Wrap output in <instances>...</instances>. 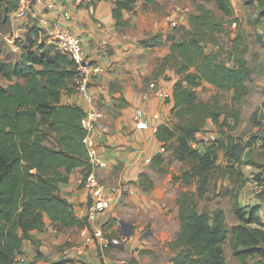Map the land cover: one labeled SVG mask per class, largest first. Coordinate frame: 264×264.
I'll list each match as a JSON object with an SVG mask.
<instances>
[{
	"label": "trees",
	"instance_id": "1",
	"mask_svg": "<svg viewBox=\"0 0 264 264\" xmlns=\"http://www.w3.org/2000/svg\"><path fill=\"white\" fill-rule=\"evenodd\" d=\"M136 1L114 0L112 15L117 26L125 23L123 10L134 11ZM214 1L224 14L232 13L230 0ZM248 1L256 2L259 7L257 21L264 34V0ZM143 2L157 5V0ZM19 4L20 0H0V20L11 21L10 16ZM188 24V28L180 26L178 38L175 34L165 37L170 41L171 52L164 62L174 67L179 78L173 83L170 119L156 129L165 151L171 149L173 157L187 165L179 175H173L174 181L186 184L193 179L197 181L195 191H184L176 200L180 229L168 242L176 251L170 261L230 264L223 248L224 241L229 240L233 254L242 264L252 255L259 258L256 264H264V220L260 207L239 204L237 190L242 181L239 185L235 182L234 190L227 187L232 192V207L239 220L230 227L222 208L199 210L196 199L206 194V183L217 167V146L210 143L199 150L193 142L195 134L210 114L217 120L221 113L209 111L206 103L199 100L196 87L206 82L232 90V100L239 101L249 91L246 81L252 69L243 56L235 55V64L229 65L218 58L217 51L206 52L204 44H217L214 34L224 29L223 21L211 9L199 4L197 12L188 16ZM39 32L35 24L23 39L15 41L20 48L16 61L0 55V74L9 80L6 84L0 82V264H14L24 240L32 230L43 228L45 217L57 230L87 225L84 218L74 214L71 203L58 193L59 183L67 180L73 168L82 166L84 172L90 170L82 142L86 130L81 118L85 111L77 104L61 101L63 92L75 90L77 69L74 61L53 43L37 38ZM162 36L156 33L139 42L154 47L162 42ZM258 41L264 46L261 34ZM256 113L255 110L252 115ZM232 114L237 120L239 113ZM170 141H174L171 148ZM237 150L235 144L226 147L225 157L232 163L240 161ZM164 162V156L158 153L152 158L151 167L163 172ZM145 177L146 174H141L143 189L151 185L143 183ZM258 182L264 190V176Z\"/></svg>",
	"mask_w": 264,
	"mask_h": 264
},
{
	"label": "crops",
	"instance_id": "2",
	"mask_svg": "<svg viewBox=\"0 0 264 264\" xmlns=\"http://www.w3.org/2000/svg\"><path fill=\"white\" fill-rule=\"evenodd\" d=\"M47 1L51 3L47 13L50 18L79 34L87 54L106 69L88 87L92 100L79 91L63 92L61 95L62 102L77 104L84 111H102L104 129L97 127L88 134L97 146L105 166L94 167L92 171L108 189L117 192L122 183L130 182L134 193L118 192L104 211L94 215L82 227L57 230L51 220L45 217L43 228L30 232L29 238L23 242L21 252L34 264H173L170 258L176 251L168 246V242L180 229L176 200L180 193L191 189V184L174 181L171 174H166L167 164H164L163 172L153 170L151 164L156 154L160 153L165 158L168 152L157 137L156 129L159 124L170 119V109L174 103L173 83L179 74L170 63L164 62V57L171 52L169 44L166 48L159 45L143 46L139 41L147 35L146 31L140 35L132 31L135 24H140L135 14L143 22L138 7L141 10L149 8L159 11L162 4L157 0L158 7H155L137 0L134 11L123 10L125 23L118 27L112 15L114 0H94L92 12L86 5L75 3V0ZM31 8L36 13L42 10L39 4H32ZM64 10L71 13L70 19L62 16ZM155 17L154 14L149 24L151 29L158 24ZM167 18L176 22L177 17ZM182 18L178 21L182 22L181 26L188 28L187 20ZM28 19L32 21L33 18L29 16ZM170 34H175V31ZM40 37H43L41 32ZM164 93H169V96L165 97ZM137 109L142 110L147 128L135 127L133 115ZM209 126L210 122L206 119L202 129L196 132L193 141L196 148L202 144H195L199 138L207 140L214 135ZM223 163V168L232 164L237 166L226 157ZM216 164L218 166L217 160ZM143 173L146 174L143 183L151 184L147 189L140 185ZM226 173L230 175V172ZM83 174L82 166L75 167L69 172L67 180L58 185L59 195L71 203L74 214L79 218L82 217L78 211L86 208L89 199L88 190L80 182ZM242 178L245 180V177ZM229 180L231 185L228 188L234 190L235 182ZM243 189L241 185L237 190L240 205H260L264 208V197L254 194L251 197L252 204L245 200L243 202L246 204L239 201ZM225 190L226 194L231 195L232 203V192L227 188ZM98 227L107 238L126 235L128 239L102 249L93 237V231ZM227 241L223 243L224 254ZM64 245H79L83 249L65 256L61 251ZM232 255L238 259L233 252Z\"/></svg>",
	"mask_w": 264,
	"mask_h": 264
},
{
	"label": "rangeland",
	"instance_id": "3",
	"mask_svg": "<svg viewBox=\"0 0 264 264\" xmlns=\"http://www.w3.org/2000/svg\"><path fill=\"white\" fill-rule=\"evenodd\" d=\"M230 2L232 13L228 15L224 14L217 7L214 0H160L162 6L160 9L158 8L159 11L149 10V8L141 10L142 8L138 7L143 17V22L135 14L137 23L140 24L139 26L135 24V27L132 29L133 32L137 31L138 35L142 31L143 33L146 31L147 35L144 38H149L156 33L163 34V40L158 45L161 48H166L170 43L165 38L167 34L175 31L176 38L181 34L180 26L182 22L178 21L181 19V16H183L182 20L186 19L188 22V16L191 13H196L197 6L203 4L211 9L224 23V29L214 34L217 44L210 42L204 44L206 52L217 51L219 53L218 58L229 65L235 64V55L243 56L247 59L252 69V73L246 81L249 91L239 101L232 100V90H223L206 82H201L196 87L199 100L206 103L209 111L221 112L217 120H215L213 114H210V118H207L210 122V131L214 132L213 137L207 140L199 138V141H195V144H198V142L202 143L201 145H197L200 149L205 148L210 143H214L217 146L216 150H218L216 151L218 166L212 170L210 179L206 183V194L200 198L196 196L197 208L199 210L204 208H222L225 212L228 227L239 221L232 207L231 195L225 193V189L229 187V184L231 185L229 178L233 182H236L237 185L242 181L241 185H243L244 189L241 190V193L239 192L241 198L239 201H242V203L246 204V202H243L244 200L251 203L253 194L257 197H264V190L256 192V183H259L258 181L264 176V46L258 41V35L261 34L264 38V34L260 23L257 21L259 7L256 2L252 4L248 0H230ZM32 4L36 3L33 2ZM154 14L156 15L154 20L158 21V24L156 28L151 29L149 24L153 20ZM167 16L177 17L176 22H171ZM26 18L28 19V17L21 20L12 19V22L0 20V55L9 61L13 62L17 60L20 48L15 41L23 39L29 33L30 27L33 29L36 24L40 28V31L43 30L37 19L33 18L31 21L30 19L26 20ZM262 21L264 23V17ZM130 28L132 27H128V29ZM43 38L46 39V36L44 35L39 39ZM46 40H48V37ZM8 81V79L0 74L1 83L6 84ZM255 110L257 113L252 115ZM234 112L239 113L237 120L233 117L232 113ZM173 144L174 141H170L169 147L171 148ZM231 144H235L238 147L237 152H239L238 158L240 161L235 163L237 168L232 166V173L227 175L226 172H229L230 166L223 168V161L226 156V147ZM232 156L230 155L229 157L231 158ZM164 164H167L166 169H168V172L166 174H171L172 179L173 175H179L187 167L185 162L173 157L171 149L166 153ZM242 177H245V180ZM246 180L247 182L245 183ZM190 184V191L196 189V179H193ZM243 192H245L246 197H244ZM258 207L261 209V218L264 220V208L260 205ZM231 250L232 247L228 240L225 243L227 261L230 264H242L240 260L232 255ZM258 260V256L252 255L244 260L243 262L245 263L243 264H256Z\"/></svg>",
	"mask_w": 264,
	"mask_h": 264
},
{
	"label": "built area",
	"instance_id": "4",
	"mask_svg": "<svg viewBox=\"0 0 264 264\" xmlns=\"http://www.w3.org/2000/svg\"><path fill=\"white\" fill-rule=\"evenodd\" d=\"M35 2L41 7V12L36 13L30 8V5ZM78 5L85 4L89 11H93V0H75ZM51 3L47 0H20V6L10 16L11 22L13 20H21L25 17L31 16L38 20L39 25L43 29L41 32L48 37V40L44 39L48 43H53L56 49L68 55L75 63L77 74L75 76V90L81 92L84 97L92 100V95L88 92V87L94 82V80L103 73L106 69L91 58L84 47L83 39L79 34L74 33L72 30L63 27L58 20L50 18L47 14ZM29 15V16H28ZM62 16L65 19L71 18V13L68 10L62 12ZM165 97L169 96V93H164ZM102 111L99 109H92L85 111L81 118V125L86 130L82 142L85 144L87 150V160L90 165V170L84 172L81 178V184L88 190V203L85 209L78 211V215L84 218L87 222L94 215L102 212L106 207L114 200L116 194L134 193V187L130 182L122 183L117 192L110 190L108 187L100 181L97 174L92 171V168H101L105 166L104 160L100 157L98 148L89 136V131L94 128L104 129L101 122ZM136 128H147V122L142 118V110L137 109L133 115ZM211 135L209 138H212ZM208 138V139H209ZM256 192H260L263 188L262 184L256 183ZM93 237L98 245L102 249L109 248L114 245H118L123 241H126L128 237L126 235H118L112 238H107L101 228H96L93 231ZM83 249L82 246H64L62 248L63 255H70L72 251L80 252ZM14 264H34L29 261L28 257L24 253H18L15 257Z\"/></svg>",
	"mask_w": 264,
	"mask_h": 264
}]
</instances>
